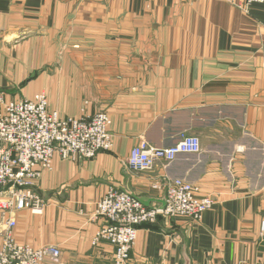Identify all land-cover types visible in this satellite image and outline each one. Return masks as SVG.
Wrapping results in <instances>:
<instances>
[{
    "label": "crops",
    "instance_id": "1",
    "mask_svg": "<svg viewBox=\"0 0 264 264\" xmlns=\"http://www.w3.org/2000/svg\"><path fill=\"white\" fill-rule=\"evenodd\" d=\"M41 93L64 118L108 114L114 146L54 159L36 187L43 213L12 215L18 243L111 264L115 246L92 245L99 201L113 188L162 205L165 180L181 179L213 208L142 226L131 264H264V0H0V100ZM182 134L202 153L128 167L141 141L169 148Z\"/></svg>",
    "mask_w": 264,
    "mask_h": 264
},
{
    "label": "built area",
    "instance_id": "2",
    "mask_svg": "<svg viewBox=\"0 0 264 264\" xmlns=\"http://www.w3.org/2000/svg\"><path fill=\"white\" fill-rule=\"evenodd\" d=\"M111 125L106 113L64 118L50 109L43 93L31 100H0V212L10 215L0 225V264H59V248L37 249L17 242V221L12 215L23 210L42 214L46 202L36 187L43 173L52 170L56 157L64 161L91 160L99 153L110 152L114 146ZM201 152L200 139L187 134H182L179 142L169 148H158L143 140L131 150L127 164L131 170L143 172L160 163L170 165L180 155ZM164 187L162 205L148 206L113 188L99 201L94 215L105 224L92 245L101 241L114 245L116 252L111 264H131V253L142 226L155 224L160 217L200 222L215 204L212 198L199 197L200 188L188 181L166 179Z\"/></svg>",
    "mask_w": 264,
    "mask_h": 264
},
{
    "label": "rangeland",
    "instance_id": "3",
    "mask_svg": "<svg viewBox=\"0 0 264 264\" xmlns=\"http://www.w3.org/2000/svg\"><path fill=\"white\" fill-rule=\"evenodd\" d=\"M187 135H188V134H187ZM196 137H197V136H196ZM201 146H202V145H201ZM201 153H202V152H201ZM201 153H200V154H201ZM166 165H167V164H166Z\"/></svg>",
    "mask_w": 264,
    "mask_h": 264
}]
</instances>
